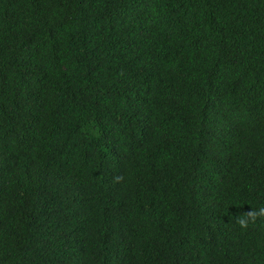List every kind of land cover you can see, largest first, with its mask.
<instances>
[{
    "label": "trees",
    "instance_id": "1",
    "mask_svg": "<svg viewBox=\"0 0 264 264\" xmlns=\"http://www.w3.org/2000/svg\"><path fill=\"white\" fill-rule=\"evenodd\" d=\"M261 207L264 0H0V264H264Z\"/></svg>",
    "mask_w": 264,
    "mask_h": 264
},
{
    "label": "clouds",
    "instance_id": "2",
    "mask_svg": "<svg viewBox=\"0 0 264 264\" xmlns=\"http://www.w3.org/2000/svg\"><path fill=\"white\" fill-rule=\"evenodd\" d=\"M260 217H264V207L241 214L237 217V223L242 228H247L250 223H255Z\"/></svg>",
    "mask_w": 264,
    "mask_h": 264
}]
</instances>
